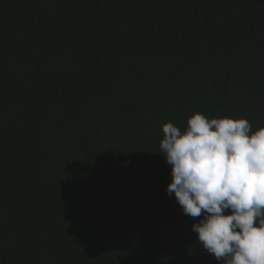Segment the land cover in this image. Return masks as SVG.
Here are the masks:
<instances>
[{"label": "trees", "instance_id": "trees-1", "mask_svg": "<svg viewBox=\"0 0 264 264\" xmlns=\"http://www.w3.org/2000/svg\"><path fill=\"white\" fill-rule=\"evenodd\" d=\"M196 112L264 126V0H0V264H221L159 153Z\"/></svg>", "mask_w": 264, "mask_h": 264}, {"label": "clouds", "instance_id": "clouds-1", "mask_svg": "<svg viewBox=\"0 0 264 264\" xmlns=\"http://www.w3.org/2000/svg\"><path fill=\"white\" fill-rule=\"evenodd\" d=\"M162 133L167 194L200 218L192 230L203 248L221 264H264V126L196 112L184 131L169 121Z\"/></svg>", "mask_w": 264, "mask_h": 264}]
</instances>
